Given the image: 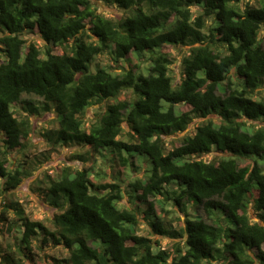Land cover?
Masks as SVG:
<instances>
[{
	"label": "trees",
	"instance_id": "obj_1",
	"mask_svg": "<svg viewBox=\"0 0 264 264\" xmlns=\"http://www.w3.org/2000/svg\"><path fill=\"white\" fill-rule=\"evenodd\" d=\"M102 1L126 16L106 18L91 0H0V201L6 209L0 219L15 241L0 249V264H38L37 244L40 252L51 245L68 252L56 264H264V167L238 161L264 160V99H255L264 88V0L258 6L245 0ZM29 34L44 45L24 39ZM186 46L175 87L173 61L163 50ZM106 52L115 63L151 53L152 69L148 75L133 67L91 72L90 64ZM127 92L134 97L120 100ZM112 98L118 102L86 122L92 106ZM21 109L27 115L19 118ZM52 111L59 126L44 136L54 149L80 146L87 152L75 159L88 163L92 152L130 172H138L134 157L146 163L145 156L153 166L129 182L102 170L94 179L91 170L69 166L57 178L47 175L39 191L59 211L54 231L4 200L33 175L27 162L12 157H24L31 119ZM196 119L203 123L195 134L168 151L165 139ZM213 151L229 157L199 160ZM126 194L134 209L120 205ZM151 199L166 214L167 203L179 208L178 229L164 222ZM141 219L151 236L181 240L175 255L138 235Z\"/></svg>",
	"mask_w": 264,
	"mask_h": 264
},
{
	"label": "rangeland",
	"instance_id": "obj_2",
	"mask_svg": "<svg viewBox=\"0 0 264 264\" xmlns=\"http://www.w3.org/2000/svg\"><path fill=\"white\" fill-rule=\"evenodd\" d=\"M93 2L94 8L97 10L99 14H102L106 18L110 19H117V18H123L126 16V13L124 10H120L116 7H110L107 6L102 0H91ZM245 2H249L252 4V6H258L257 0H245ZM243 4V3H242ZM193 12L195 14V17L199 15L200 10L197 7H194ZM212 22H209V25ZM24 39L28 40L29 42H34L38 46H43L44 41L41 39L40 36H35L33 34H29ZM189 46H186L184 48H176L173 49L172 47H166L163 51L165 53H168L171 56V59L173 61V64L171 66L172 73L171 76L174 80V86L176 87V84L181 81V60L182 58L189 54L190 51ZM151 53H145V56H143L141 59H138L135 55L131 56L129 62L123 60L119 63H115L112 60V57L109 52H106L103 55H100L97 57L89 66V69L91 72H95L99 68H106L107 70H111L114 73H124L125 68H134L136 72L143 73L144 75H148L152 69V62L150 61ZM5 60V55L3 52L0 51V63L1 61ZM176 83V84H175ZM134 97L132 92H127L124 94L120 100H131ZM256 100L264 99V88L259 91L257 94ZM30 100H32L36 105H40L41 100L36 97H31ZM118 102V99H109L105 101L102 104H98L95 106H92L86 115V122L92 123L95 121L98 116L101 114L102 110L106 108L108 105H112ZM20 114H18V117L26 116L27 113L23 111L22 109L19 111ZM58 116L55 111L43 113L40 116L33 117L32 120V127H33V133L30 135L26 143L28 144V148L25 151L24 157L22 155H19L17 153H14L12 157H14V160H24L27 162L26 168L29 169V171L32 172V176L25 179L22 183V185L12 194H9L5 197V201L7 204L10 203H17L19 206L22 207L24 210L25 215L30 218L32 221H40L45 224L46 227H48L51 231H54L56 228L53 225L52 219L54 216L59 213V211L43 200V194L39 191L41 188L46 187V185L43 183L44 179L47 177V175L57 178L59 174L61 173L62 169L66 166L71 167L73 170H76L78 168L80 169H89L92 172V177L95 179V176L98 172L106 171L109 175L112 174L113 178H118L119 180L123 182H129L132 178H141L143 177L146 172L153 168L152 163L150 160L145 156H140L142 160L146 163L141 162L138 157L132 158V162L135 165V168H137L138 172H130L127 167L119 166L117 167L115 165L114 158L111 157V164H113L112 160L114 161V165L111 166L109 160H105L101 155L99 154H92V152H89L91 154V160L88 163H83L77 159H75L76 155L86 154L87 149L82 148L80 146L76 145H69L60 147L58 146L56 149L52 147V144L47 141V138L44 136L47 131L51 129H57L59 126L58 123ZM203 123V120L196 119L194 123L188 128L187 131L184 133H177L173 136H170L166 138L167 142V149L168 151L173 150L174 148L180 146L181 141L183 138L188 136H193L195 134L197 126ZM90 124H87L86 126H89ZM125 132L127 133L128 128L126 125H124ZM126 133L124 136H126ZM123 136V137H124ZM139 157V158H140ZM220 157H229V155H223L219 154L215 151H213L211 154L201 156L199 160H203L205 162H214L217 161ZM253 158H241L238 159L239 164L241 166H248L252 164L255 161L259 163V165L264 167V160L262 161L259 159L258 156H251ZM38 163L43 164L38 169ZM150 175V174H149ZM107 180V178L103 179V181H100L104 183ZM124 189V188H123ZM129 191V189H127ZM152 202H154L155 210L158 213L159 216L162 217L164 222L166 224H171L176 229L179 228V226L182 224V222H179V217L183 216L182 213H180L179 208L176 206L174 207L172 203L166 204V210L169 212V214L163 213L161 211V207L158 205V201H155L154 199H151ZM121 206L128 208V209H134L135 202L133 199H131V196L126 194L124 195L123 200L120 203ZM143 205V204H141ZM189 207L190 214L193 213L194 216L192 218H197V212H193L191 209V205ZM5 202L0 201V215L3 211H5ZM198 215L204 216L203 212L199 211ZM9 216L13 218V211L10 210ZM165 217V218H164ZM1 218V216H0ZM5 226L1 222L0 219V249H5L10 244L12 247L14 245V239L10 234L5 230ZM137 233L140 236H145L149 238H153V240L156 242H159V245L162 249L170 252L171 254L175 255L174 247L175 243L177 241H181L180 239H177V241L169 239V238H163L159 236H151L149 233V227L147 226L144 219L140 220V225L137 229ZM37 245H35V251L37 254L36 260L38 264H56V260H62L68 258V252L62 248V247H53L52 245L45 248L44 252H40L37 249ZM39 255V256H38ZM1 260V259H0ZM171 262V261H170Z\"/></svg>",
	"mask_w": 264,
	"mask_h": 264
},
{
	"label": "flooded vegetation",
	"instance_id": "obj_3",
	"mask_svg": "<svg viewBox=\"0 0 264 264\" xmlns=\"http://www.w3.org/2000/svg\"><path fill=\"white\" fill-rule=\"evenodd\" d=\"M1 259V258H0ZM1 261V260H0Z\"/></svg>",
	"mask_w": 264,
	"mask_h": 264
}]
</instances>
